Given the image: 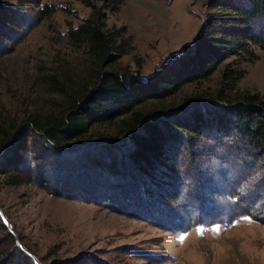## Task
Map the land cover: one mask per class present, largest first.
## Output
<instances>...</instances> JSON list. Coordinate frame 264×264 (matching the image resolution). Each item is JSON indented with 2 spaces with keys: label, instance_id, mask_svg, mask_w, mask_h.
<instances>
[{
  "label": "trees",
  "instance_id": "16d2710c",
  "mask_svg": "<svg viewBox=\"0 0 264 264\" xmlns=\"http://www.w3.org/2000/svg\"><path fill=\"white\" fill-rule=\"evenodd\" d=\"M29 1L37 3L36 22L57 9L41 0ZM79 1L90 14L68 26L65 36L85 51L92 70L81 82L64 73L60 81L48 76L64 98L58 113L32 114L1 131L0 172L9 184L21 180L13 173L24 169L18 144L30 137L48 154L37 165L40 172L44 168L53 180L84 184L94 174V181L104 185L101 191L107 190L95 200L113 198L110 187L126 199L138 190L144 198L155 195L172 202H165L166 207L176 205L186 228L229 225L243 216L264 223L263 211L258 213L259 207L253 208L248 198L264 188L258 184L264 179H256L264 170V100L254 94L230 100L224 93L245 74L239 65L233 66L235 61L226 60L253 62L258 58L255 47L264 50V0H208L207 6L218 11L208 13L192 40L167 54L147 75L112 69L129 51L125 27L109 28L106 23L121 0H101L100 5ZM218 69L216 93L164 103L187 83L198 84ZM148 102L154 104L145 107ZM255 165L259 168L249 173ZM213 176L222 184L212 185ZM0 229L9 237L1 216ZM7 242L14 251L19 247L13 238ZM14 251L1 249L0 264L30 260L25 252L17 257Z\"/></svg>",
  "mask_w": 264,
  "mask_h": 264
},
{
  "label": "rangeland",
  "instance_id": "374dc122",
  "mask_svg": "<svg viewBox=\"0 0 264 264\" xmlns=\"http://www.w3.org/2000/svg\"><path fill=\"white\" fill-rule=\"evenodd\" d=\"M92 2L101 4V0ZM41 3L57 9L36 22L37 3L0 0V136L2 130L26 121L32 114L58 113L64 98L49 83L48 76L60 81L64 73L81 82L92 70L85 51L65 36L67 27L80 23L90 14V8L79 0ZM207 3L208 0H121L119 10L108 14L106 23L109 28L125 27L129 51L112 69L150 73L167 54L179 52L183 44L192 40L208 13L218 11ZM255 52L258 58L253 62L234 57L226 60L235 61L233 66L245 70L234 88H226L228 99L240 100L245 94H254L264 100V50L255 47ZM219 74L218 69L198 84L187 83L164 103H179L194 94L216 93L220 89ZM153 104L148 102L145 107ZM18 145L24 169L13 171L21 179L16 185L9 184L0 172V216L19 249L14 251L5 230L0 229V253L1 249H13L20 257V252H25L30 260L20 264H264V223L260 221L243 216L229 225L186 228V219L176 205L166 207L172 202L155 195L144 198L133 190L132 197L126 199L119 197L118 188L110 187L113 198L95 200L107 190L101 191L104 185L94 181V174L84 180L85 184L53 180L44 168L41 172L37 169L41 157L48 154L35 140L27 137ZM259 162L261 167L263 161ZM257 167L248 168V172L253 173ZM263 172H258L256 179H264ZM211 178L212 185L221 183L217 176ZM58 184L65 189L59 190ZM257 192H250L248 198L263 215L264 188ZM114 195L119 199L114 200Z\"/></svg>",
  "mask_w": 264,
  "mask_h": 264
},
{
  "label": "snow or ice",
  "instance_id": "6c2138e0",
  "mask_svg": "<svg viewBox=\"0 0 264 264\" xmlns=\"http://www.w3.org/2000/svg\"><path fill=\"white\" fill-rule=\"evenodd\" d=\"M245 219H247V218H245ZM197 231H198V233H199L200 229H197Z\"/></svg>",
  "mask_w": 264,
  "mask_h": 264
}]
</instances>
